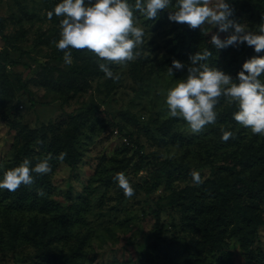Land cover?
<instances>
[{
  "label": "rangeland",
  "instance_id": "rangeland-1",
  "mask_svg": "<svg viewBox=\"0 0 264 264\" xmlns=\"http://www.w3.org/2000/svg\"><path fill=\"white\" fill-rule=\"evenodd\" d=\"M227 2L231 19L259 34L264 0ZM53 9L45 0H0V166L15 158L29 129L58 137V153H66L62 161L59 154L36 155L39 162L51 157L43 192L57 209H9L0 189V264H168L161 262L167 253L188 245L204 264H260L255 253L264 259V136L240 125L233 113L224 119L229 107L238 108L223 96L215 107L216 123L199 134L169 117L167 90L186 78L187 68L174 69L173 76L168 68L173 59L190 64L194 54L171 49L180 24L168 20V10L156 20L136 14L146 40L149 35L146 58L109 64L118 76L113 80L86 49H69L71 65L64 53L52 57L60 51L54 42L62 19L55 14L48 19ZM193 31L214 53L206 63L234 82L244 61L264 56L246 44L217 49L209 42L213 33L223 40L231 29ZM19 79L30 93L20 89ZM259 79L264 83V75ZM71 115L77 116L76 126ZM223 131L235 138L222 141ZM72 155L74 166L67 160ZM117 173L126 176L133 196L118 187ZM244 181L261 190L249 194ZM219 192L224 195L218 215ZM250 216L259 221L255 232Z\"/></svg>",
  "mask_w": 264,
  "mask_h": 264
},
{
  "label": "clouds",
  "instance_id": "clouds-1",
  "mask_svg": "<svg viewBox=\"0 0 264 264\" xmlns=\"http://www.w3.org/2000/svg\"><path fill=\"white\" fill-rule=\"evenodd\" d=\"M168 10V20L186 24L192 30L199 29L202 35H208L213 27L217 32H229L221 40L213 33L210 43L217 49L229 46L237 47L246 44L256 53L264 52V24L259 27V34L247 30V26L237 23L231 17L233 8L227 0H62L47 13L50 20L55 14L60 20L59 40L55 41L58 50L63 51L64 62L72 64L69 49L88 50L97 58V63L107 78L118 79L109 64L123 65L135 61L142 56L143 46L149 39L144 27L136 24L137 16L145 20H156L161 11ZM150 55V53H149ZM212 57L208 48L189 56L190 64L184 65L173 59L168 73L173 76V70L187 68L184 80L167 90L165 103L170 118H180L188 125L191 134H199L206 126L216 123L215 107L223 96L230 104L234 103L238 110L233 113V119L253 134L264 136V83L259 79L264 75V56H253L242 64V70L237 73L238 82L215 67H210L207 61ZM105 61V63H100ZM235 138L231 131H223L221 139L227 142ZM66 153H60L57 159L63 160ZM51 157H46L34 167L28 159L5 172L0 180V189L10 192L17 191L21 185L34 184V176L51 172L49 163ZM194 182L200 183L198 173H191ZM118 187L126 197L134 195V189L123 173L114 177ZM37 195L45 193L37 189Z\"/></svg>",
  "mask_w": 264,
  "mask_h": 264
},
{
  "label": "trees",
  "instance_id": "trees-1",
  "mask_svg": "<svg viewBox=\"0 0 264 264\" xmlns=\"http://www.w3.org/2000/svg\"><path fill=\"white\" fill-rule=\"evenodd\" d=\"M48 4L55 7L56 4L62 2V0H45ZM178 32L174 35L175 43L172 46L171 49L176 50L179 54L181 53H188L189 51H193V53H196V47H201V51H203L204 46L199 41L195 40L193 38L194 31L190 30L188 25L186 24H180ZM3 28V23L0 21V30ZM2 40L7 42L12 48L17 49L15 45L10 41L9 36L2 34L1 35ZM191 45V46H189ZM206 47H210V45H207ZM210 52H212L213 58V51L212 49H209ZM63 51H56L52 54V57L55 59H59L62 57ZM186 54V55H188ZM210 58V59H211ZM215 61V60H214ZM216 62V61H215ZM238 72H236L237 75ZM19 87L24 92L30 93V90L27 88L26 83L19 79ZM236 111L235 108L229 107L226 111H224L221 115L226 119V116H229L231 113H234ZM74 118V126H76L78 120L76 115H71L70 118ZM232 117V116H231ZM23 144L21 148L17 151V154L15 155V158L8 161L7 163L0 166V180L3 179L4 174L6 171L11 170L17 166H19L24 159H28L31 162V166L34 167L37 163H39V160L37 159L36 155L40 153V151H44L46 154H50L52 156L58 155V150L62 149V146L59 145L58 137H52L51 139H48V135L44 134V132H37L35 129H29L26 130L23 135ZM62 143V141H61ZM64 144V143H63ZM68 149L71 150L69 153H73L70 146H67L66 151ZM245 160H241L242 163H247L249 156L244 158ZM69 164L71 166H74V157L73 155L67 159ZM34 176V184L31 186H24L21 185L20 188L15 192H10L6 189H3L1 194L2 198L1 200L6 201L5 206L9 209H15V210H40V211H52L58 208V205L54 203V201L47 198L46 194L43 197H40L37 195V189L43 190V187L46 183V175H36ZM244 185L246 188V191H248L249 194H258V191L261 190V186L257 185L254 186L250 183H247L244 181ZM223 193L219 192L216 196L217 201V208H218V215L222 212L223 209ZM252 221V227L253 231H256L257 225L259 221L253 218V216L249 217ZM218 224L215 225V228H217ZM219 228H217L213 234L212 239L216 241L218 239V232ZM242 241V239L240 238ZM242 245V244H241ZM167 252H165L166 254ZM255 256L260 264H264V259L262 256H260V253H255ZM152 258H156L152 257ZM166 261L168 264H204L203 260L197 255V252L193 250V247L188 245L184 247L183 251H180L179 253L174 249L171 250L169 253H167V256L165 255V260H162L161 262ZM144 264V263H140ZM154 264H159L158 261H155Z\"/></svg>",
  "mask_w": 264,
  "mask_h": 264
}]
</instances>
